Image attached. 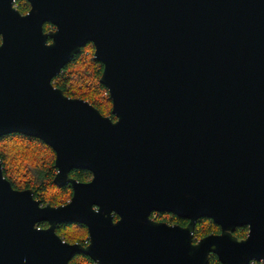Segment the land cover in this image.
Here are the masks:
<instances>
[{
    "label": "water",
    "instance_id": "1",
    "mask_svg": "<svg viewBox=\"0 0 264 264\" xmlns=\"http://www.w3.org/2000/svg\"><path fill=\"white\" fill-rule=\"evenodd\" d=\"M27 1L25 18L0 0V137L53 148V182L75 195L39 210L30 191L0 180V264H66L79 253L100 264H207L209 251L222 264L264 258V0ZM88 42L113 118L52 82ZM73 169L93 172V183L80 185ZM152 210L188 223H152ZM202 217L225 231L193 247ZM68 222L88 226L90 247L60 243L54 229L60 237L57 223ZM246 224L251 236L238 243Z\"/></svg>",
    "mask_w": 264,
    "mask_h": 264
},
{
    "label": "trees",
    "instance_id": "2",
    "mask_svg": "<svg viewBox=\"0 0 264 264\" xmlns=\"http://www.w3.org/2000/svg\"><path fill=\"white\" fill-rule=\"evenodd\" d=\"M16 2L18 4L17 9L21 13H26L28 11L30 5L27 0H16ZM50 28V23L47 22L44 24V30L47 31ZM93 52L94 46L92 43L88 42L81 48L80 52L62 68L60 73L53 78L52 82L56 87L60 88L66 96L85 99L96 107L102 114L111 115L112 105L108 90L99 81L103 65L100 61L93 57ZM21 150H23L25 154L32 156L35 160L42 163L46 162L44 161V157L47 156L49 152L54 153L53 149L49 145L38 138L20 133L3 135L0 137V160L2 163L3 175L9 171L4 164V161L8 158L7 154L16 153ZM14 158L15 157H13V159ZM54 167L55 165L53 163V165L47 170L42 171L41 169H29V171L33 172L36 180L41 183V187H44L48 183L54 184ZM88 172L89 171L85 169H73L70 171V176L78 181L85 182L87 180ZM9 182L13 188L18 189L13 185L12 181ZM60 187L64 190L65 194L69 189H71L69 184H65ZM34 196L35 198L41 200L38 195ZM172 217L179 220L181 224L186 222V220L182 221L176 216L172 215ZM156 220H159V217ZM47 225L48 224L46 222H40L37 226L42 228ZM73 226V222L60 223L56 227V232L60 237H62V234L72 231ZM215 227L216 225L209 218L202 217L196 222L193 233L194 241L214 232L213 229ZM234 234L237 237H243L245 235V231H242V229H236ZM78 242L85 244L83 241ZM72 264H94V262L88 256L79 253L72 258ZM208 264H218V261L214 256L210 255Z\"/></svg>",
    "mask_w": 264,
    "mask_h": 264
},
{
    "label": "clouds",
    "instance_id": "3",
    "mask_svg": "<svg viewBox=\"0 0 264 264\" xmlns=\"http://www.w3.org/2000/svg\"><path fill=\"white\" fill-rule=\"evenodd\" d=\"M10 8L11 10H15L18 8V4L16 2V0H11L10 3ZM31 11H32V6H31ZM30 13H25V18L28 17ZM16 12V11H15ZM58 26L56 25V27L54 29H52V31L54 33L58 32ZM54 44V40H48L46 42V40L44 41V46L45 47H50ZM4 45V36L2 33H0V48H2ZM97 51V50H96ZM96 51H95V55H96ZM116 120L115 122L110 121L112 124H116L118 122V117L115 116ZM53 149V148H52ZM8 158L4 161L5 167L9 169V171L3 176L2 181H12L13 185L20 189L19 191H14L13 190V186H11V189L16 192V193H23L25 191H30L31 192V200L33 202H35L38 206L39 210H43L45 208H51L53 210L58 209V208H63L66 206H69L73 199H74V190L73 189H69L67 191V193H64V190L55 184L52 183H48L46 184L44 187H41V183L38 182L33 174L32 171H29V169H41L42 171L47 170L49 167H51L54 163V165L56 164V161L58 159L57 153L54 151L53 152H49L47 156L44 157V161L46 162H39L37 160H35L32 156L25 154V152L23 150L16 152V153H8L7 154ZM13 157H15L13 159ZM60 174V169L58 167H54V175L55 177H57ZM95 179V175L93 172L89 171L88 172V176H87V180L84 184H80V185H89L91 183H93ZM79 184V183H77ZM31 189V190H25V189ZM55 194V195H54ZM34 195H38L41 200H34L33 197ZM91 211L95 214H99L100 213V208L99 205L93 204L91 205ZM153 211V210H152ZM152 211L150 213H152ZM150 213L147 216V220L155 223V224H163L168 228H173V227H178L174 224H164V223H156L154 222L151 218H150ZM108 215L111 217V223L113 225L117 224L118 222L121 221L122 217L120 215L117 214L116 211H110L108 213ZM118 216L119 220L117 222L113 221V216ZM173 216H176L175 214L172 213ZM178 217V216H176ZM210 218V217H208ZM210 220L214 223L213 219L210 218ZM46 221V220H45ZM49 225L50 223L48 221H46ZM40 222H36L32 225L33 229L36 231H45V230H40L37 225ZM59 224V223H57ZM216 225V227L213 229L214 232H219V235H213V234H208L206 237L204 238H198L195 243L193 242V235H192V231L190 233V245L195 247L198 246L199 243L210 236H214V237H221L224 234V229L222 228V226L214 223ZM73 229L72 231H68L66 234H62V237H58L55 233V229H54V235L59 239L60 243L62 245H68V246H79L78 241H83L86 245L87 249L88 247H90L91 245V234H90V230L88 228L87 225L84 224H78L76 222H73ZM247 225V231L246 234L242 237V238H234L233 236H231L229 233L231 231H228V235L231 236L232 238H234L238 243L240 242H246L250 236H251V225L250 224H246ZM180 228V227H178ZM181 229V228H180ZM75 233V235H74ZM214 256L217 261L218 264H222V261L219 259L218 254H216L213 251H209L207 253V264H208V260H209V256ZM94 264H100V262L98 260H94L92 259ZM66 264H72V257L67 260ZM248 264H264V258H261L259 260H256L255 258L253 259H249L248 260Z\"/></svg>",
    "mask_w": 264,
    "mask_h": 264
},
{
    "label": "flooded vegetation",
    "instance_id": "4",
    "mask_svg": "<svg viewBox=\"0 0 264 264\" xmlns=\"http://www.w3.org/2000/svg\"><path fill=\"white\" fill-rule=\"evenodd\" d=\"M177 216V215H176ZM150 217L154 220H156L158 217H159V220H156V221H162V222H166L168 224H177V225H180V226H185L187 223H188V220L185 219V218H182V217H179V219H181L182 221L183 220H186V222L184 224H181L179 220H176L175 217H172V213L170 212H165V211H153L151 214H150ZM114 220H116L118 217L114 215ZM172 219V220H171ZM201 219V218H200ZM210 219V218H209ZM199 220V219H198ZM197 220V221H198ZM196 221V222H197ZM196 225V223H195ZM44 228V227H42ZM195 229V228H194ZM236 229H242V231H245V234H246V231H247V226L244 225V226H240V227H236L234 232L236 231ZM233 232V234H234ZM194 233V232H193ZM212 233H219V232H212ZM235 235V234H234ZM236 236V235H235ZM239 238H242V237H239Z\"/></svg>",
    "mask_w": 264,
    "mask_h": 264
},
{
    "label": "bare ground",
    "instance_id": "5",
    "mask_svg": "<svg viewBox=\"0 0 264 264\" xmlns=\"http://www.w3.org/2000/svg\"><path fill=\"white\" fill-rule=\"evenodd\" d=\"M70 223V222H69Z\"/></svg>",
    "mask_w": 264,
    "mask_h": 264
}]
</instances>
